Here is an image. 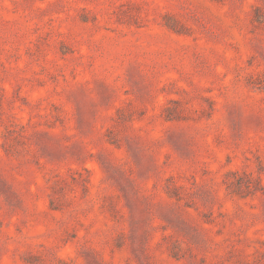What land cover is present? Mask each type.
I'll list each match as a JSON object with an SVG mask.
<instances>
[{
  "label": "rangeland",
  "instance_id": "374dc122",
  "mask_svg": "<svg viewBox=\"0 0 264 264\" xmlns=\"http://www.w3.org/2000/svg\"><path fill=\"white\" fill-rule=\"evenodd\" d=\"M0 264H264V0H0Z\"/></svg>",
  "mask_w": 264,
  "mask_h": 264
}]
</instances>
